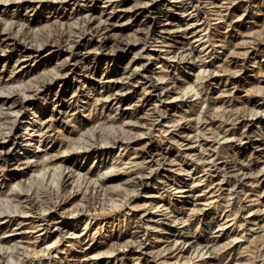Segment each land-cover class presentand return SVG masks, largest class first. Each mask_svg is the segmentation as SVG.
<instances>
[{
    "label": "rangeland",
    "instance_id": "1",
    "mask_svg": "<svg viewBox=\"0 0 264 264\" xmlns=\"http://www.w3.org/2000/svg\"><path fill=\"white\" fill-rule=\"evenodd\" d=\"M187 1L1 0L7 44L20 38L17 30L33 47L57 33L80 38L71 54L41 46L18 59L0 46V98L25 97V85L47 82L20 112L0 102V151L9 163L0 169V264H264V0H198L208 21L201 32L204 20ZM228 2L236 16L217 29L214 14ZM89 15L94 26L113 20L114 37L82 33ZM111 39L127 50L113 52ZM209 39L238 53L235 77L225 65L229 51L207 49ZM111 79L123 101L103 106ZM7 124L14 140L3 139ZM116 138L124 144L112 145ZM209 151L215 155L204 161ZM47 158L67 163L35 174ZM224 161L229 170L218 169ZM244 169L249 179L240 183ZM29 187L45 222L20 214L24 203L13 195ZM82 195L95 199L85 204ZM25 219L39 228L18 223ZM182 234L190 241L172 247ZM256 239L262 250L253 248Z\"/></svg>",
    "mask_w": 264,
    "mask_h": 264
},
{
    "label": "bare ground",
    "instance_id": "2",
    "mask_svg": "<svg viewBox=\"0 0 264 264\" xmlns=\"http://www.w3.org/2000/svg\"><path fill=\"white\" fill-rule=\"evenodd\" d=\"M65 1V0H64ZM247 1H249V0H247ZM0 2H1V0H0ZM188 2V4H190V8L192 9H194V11L193 12H195V15H197V16H200L199 18L200 19H198V20H196V21H198V22H200V21H203L205 18H204V15H205V13H200V11H199V9H198V7H199V5H198V0H188L187 1ZM245 3V2H244ZM248 3V2H247ZM229 5H230V2H228L227 4H226V6H220L219 7V9H217L216 10V12H218V13H216V14H214V17H215V20L216 19H219V20H221V22H220V24L219 25H217V29H221L222 27H229V20L230 19H232L234 16H236L235 14H236V8L235 7H233V8H229ZM247 5V4H246ZM29 7H31V6H27L26 8H29ZM240 7V6H239ZM238 7V8H239ZM242 7V6H241ZM33 9V8H32ZM240 9V8H239ZM31 11H34V10H31ZM244 14V13H243ZM202 16V17H201ZM238 16V15H237ZM243 16V15H242ZM87 17V16H86ZM211 17V16H210ZM226 17H228V20H226V21H224V19L226 18ZM93 17L91 16V15H89L86 19L84 18V20H83V23H84V26H83V29H82V33H85V32H87L88 34H90L91 33V35L93 36V35H101V34H103V35H105V36H107V38H106V40H110V38L113 36L114 37V28H115V25L113 24V20H107V22L105 23H103V24H98V25H96V26H94V22H92V19ZM95 18V17H94ZM213 18V17H212ZM238 18V17H237ZM203 19V20H202ZM227 19V18H226ZM234 19V18H233ZM206 20H208L207 18H206ZM207 22L208 21H203L202 23L206 26L204 29H202V30H200V32L201 31H204V30H206L207 31ZM202 25V24H201ZM203 26V25H202ZM230 27H231V24H230ZM215 28V27H214ZM90 32V33H89ZM193 32V31H192ZM200 32H199V34H196L192 39H195V38H198L199 36H200ZM11 34V33H10ZM184 35V34H183ZM183 35H181V37H180V39H184L185 37L183 36ZM206 35V34H205ZM15 38H16V36H20V38L18 39H14L10 44H7L6 42H4V39H0V46H2V48L4 47V48H6V49H10V51L11 52H13L14 54H15V56L19 59V58H28V57H30V56H32L33 54H36L38 51H39V48L41 47V46H49L50 48H52V49H60L61 51H65V52H69V54H71V52L73 51L72 49H74V48H77L78 47V43H77V39H79V38H77V39H70V41L69 42H67V40L65 39V37L63 36V34L62 33H57L54 37H52V36H47V37H45L44 39H43V41H42V43L39 45V46H32L31 44H30V42H31V40L33 39V37H30V35L27 33V32H19V30H17L16 32H15ZM208 34H207V36H206V38L208 39ZM204 37V36H203ZM202 37V38H203ZM211 37V36H210ZM212 39V38H211ZM214 39V38H213ZM69 40V39H68ZM111 40H113L112 41V43H114L113 45H114V50L113 49H111V50H113V52H123V51H125V50H127V46H128V44L127 43H125L124 41H120V40H114V39H111ZM105 41V40H104ZM255 41V40H254ZM79 42V41H78ZM174 42L175 43H178V41H175L174 40ZM258 42V41H257ZM33 43V42H32ZM180 43V42H179ZM183 43V42H182ZM254 43V42H253ZM205 44V46L206 45H208L206 48L208 49V48H211V50H213V49H216V48H220V49H222L223 50V52L225 53V52H228L229 51V49H231L230 48V46H231V44H230V46H228L229 44H227V43H225V42H222V41H220V40H208L206 43L204 42L202 45H204ZM246 44V43H245ZM258 44H260V43H258ZM261 45V44H260ZM169 46H170V44H169ZM200 46V45H199ZM256 46H257V44H256ZM263 46H264V44H263ZM183 47V46H182ZM202 47V46H201ZM240 47V46H239ZM42 48V47H41ZM235 48V47H234ZM237 48V47H236ZM264 48V47H263ZM233 49V48H232ZM72 50V51H71ZM85 50V49H84ZM237 50V49H236ZM106 51V50H105ZM110 51V50H109ZM193 48H191V49H189V48H186V49H184V52L186 53V55L187 56H190V57H192V55H193ZM206 51V50H205ZM239 51V50H238ZM204 52V51H203ZM184 53V54H185ZM238 53H235L234 51H229L228 53H227V55H228V57H227V59H228V61H226V63H225V65H226V67H228L229 69H228V76L230 77V78H232L234 75H235V73H236V69H238V65H239V63H240V61H238V57L236 56ZM114 55V54H113ZM149 56H151V55H149ZM211 56V55H210ZM183 57V56H182ZM197 57V56H196ZM67 58V57H66ZM65 58V59H66ZM206 58V57H205ZM225 58V57H224ZM182 59V58H181ZM190 59V58H189ZM202 62V61H201ZM80 63V62H79ZM65 65H66V63L64 62L63 64H61V66L60 67H58L57 68V70H56V73H55V75H61L59 72H63L65 69H64V67H65ZM202 65L204 66L205 64L204 63H202ZM201 65V66H202ZM207 66V68H209V66L210 67H212V64H207L206 65ZM204 68V67H203ZM225 68V67H224ZM69 71V70H68ZM65 72V71H64ZM51 77H53V76H50V78ZM235 77V76H234ZM50 82V81H49ZM129 82H131V78H130V80H128V83ZM133 82V81H132ZM132 82H131V85H132ZM34 84V83H33ZM107 87L105 88V90H104V95H103V99H104V102H103V106L104 105H107V103H111V102H115V104H119L120 102H122L123 100L122 99H120V97L118 98V97H116L117 95H116V92H118V85H117V79H111V80H108L107 81ZM6 86V85H5ZM45 86H47V82H45V81H42V82H37L36 83V85H35V87H36V89L35 90H32L31 89V87L30 86H27V85H25L22 89H21V92H23V93H25V97L23 96V97H20L18 94H16V96L15 97H11V98H0V102H2V105H9V107H15V108H17V112H20V110H22L23 108H25L26 107V102H25V99L26 98H30V97H32V96H35V95H37V92L41 89V88H43V87H45ZM132 87V86H131ZM131 87L130 88H128L127 90H131ZM33 88V87H32ZM152 88H154L155 89V86H152L151 87V89ZM34 89V88H33ZM102 89H103V87H102ZM147 91V90H146ZM14 92L12 91L11 93H9V95H12ZM168 93H169V91H165L164 93H163V95H158V96H156V99H158V101L159 102H161L163 99H165L166 97H167V95H168ZM116 95V96H115ZM98 96V95H97ZM34 98V97H33ZM111 99V101L109 102V100ZM144 101H145V99H144ZM147 101H148V99H147ZM146 101V102H147ZM244 102H246V103H249L248 102V100L247 101H244ZM5 103V104H4ZM245 103V104H246ZM215 105H216V102H210L209 103V105H208V107H210V108H213V107H215ZM209 108V109H210ZM156 110V112L158 113V114H160V112H162V111H160V109H155ZM211 110V109H210ZM16 112V111H15ZM16 112V113H17ZM195 112V111H194ZM193 112V113H194ZM192 113V114H193ZM190 115V114H189ZM193 116V115H192ZM195 116V115H194ZM55 120V119H54ZM60 120V119H59ZM107 121L109 120L108 118L106 119ZM51 122H52V120H51ZM211 122V121H210ZM6 126H8V129H7V133H5L4 135H2V136H4V138L3 139H7V138H11V140H14V135L12 134V130H13V126L12 125H6ZM152 126V125H151ZM47 128H51L50 127V124L48 125V126H46V129ZM54 129V128H53ZM165 131V130H164ZM227 132V131H226ZM183 133V132H182ZM224 133H225V131H224ZM40 134H41V138H44L45 137V133H44V131H40ZM57 134V133H56ZM48 136V135H47ZM223 136H225V134L223 135ZM228 136V135H227ZM226 136V137H227ZM46 138V137H45ZM49 138V137H48ZM240 140V139H239ZM182 141H184V139L182 140ZM116 144H119V146H122L124 143H122V140L121 139H118V138H116V139H114V141H112V145H116ZM118 146V145H117ZM128 146V145H127ZM127 146L125 145V147L127 148ZM72 146L70 145V148H71ZM61 148L63 149V146H61ZM2 149V148H1ZM68 150L69 151H73V149L71 148V150L70 149H68V147H66L65 146V148L62 150V153H65V152H67L68 153ZM5 151V150H4ZM2 154H5V153H2V151H0V158H1V160H0V169H4L5 167H6V165H8L9 163H8V161L4 158V156H2L1 157V155ZM6 155V154H5ZM46 155V154H45ZM152 155L153 154H150L149 155V158H151L152 157ZM207 156L206 157H204V161H206V160H209V159H211L215 154L212 152V151H209L207 154H206ZM47 156V155H46ZM45 156V157H46ZM167 159V158H166ZM224 159V158H223ZM162 160H163V158H162ZM170 160V159H169ZM222 160V159H221ZM57 161V160H56ZM164 161H165V156H164ZM166 161H168V160H166ZM165 161V162H166ZM215 161V160H214ZM172 161H169V163H171ZM65 163H67V160H65V159H61L60 161H58V162H52V160H51V158H47V159H45L44 161H42V163H41V165H42V167L39 169V171H38V173H37V171H35L36 173L35 174H39V172H41V171H43L42 172V174L44 175L45 174V170H47L48 168H54V171H55V169L57 168V166L58 167H61V165L62 164H65ZM168 163V162H167ZM231 164L232 163H230L229 161H224V162H222V164H221V166L220 167H218V169H220V168H222V169H226V170H229V168H231ZM25 168L26 169H29V168H31V167H33L32 165H31V163L30 162H25ZM204 166H206L205 164H204ZM36 167V166H35ZM202 168V167H201ZM232 168H233V166H232ZM203 169V168H202ZM221 170V169H220ZM225 170V171H226ZM54 171H53V173H52V176L53 177H56L57 179H59V177L61 176V174H57V173H54ZM244 171H245V173H242V174H240V183H243L244 181H246V180H248L249 179V176L247 175V173L249 172H247L245 169H244ZM216 172V171H215ZM33 173H34V171H33ZM42 174H41V176H42ZM38 176V175H37ZM251 179V178H250ZM33 180V179H32ZM238 180V181H239ZM33 182H34V180H33ZM247 182V181H246ZM66 182L65 181H63V180H61L60 181V184H59V186H58V191H61L62 190V188H63V186L64 185H66L65 184ZM29 185H30V187H31V181L28 183ZM136 184H140V181L138 180H136V182H135V185ZM212 183H210V185H211ZM247 184V183H246ZM244 185H245V183H244ZM140 186H142V185H140ZM20 187V186H19ZM30 187L27 189V193H25V192H23V190H21V189H18V191H15V194L13 195V198L14 199H16V203H18V204H20L21 202L22 203H24V207L25 208H22V210L20 211V214H22V215H27V214H30L31 216H33V218H35V219H37V223L39 224V223H42V222H45L46 221V217H41L40 215H38V216H36L37 214H35V208H36V202H35V199H33V197L31 196V194L32 193H30V195L28 196V192L30 191ZM208 187V186H207ZM207 187H206V189H207ZM209 187H211V186H209ZM242 187H243V185H242ZM245 187V186H244ZM63 189H65V188H63ZM208 189H210V188H208ZM212 190V189H211ZM211 190L209 191V193H213V192H211ZM233 190V189H232ZM31 192V191H30ZM23 193H25V195L23 194ZM239 193V192H238ZM81 194V193H80ZM244 194V193H243ZM206 195V194H205ZM242 195V194H241ZM32 198H31V197ZM246 196V195H245ZM35 197V196H34ZM82 197H84V195H82ZM238 197V196H237ZM239 197H240V195H239ZM231 198V197H230ZM84 199H86V202H85V204L89 201V200H94L95 199V197H91V196H86V197H84ZM56 200H57V198H56ZM88 200V201H87ZM232 200H233V198H232ZM208 201V200H207ZM240 201V200H239ZM57 202V201H56ZM91 202V201H90ZM65 203V202H64ZM234 201H231L230 200V202L227 204L228 205V207L230 208L231 206H233L234 204ZM236 204H237V202H235ZM259 204V203H258ZM52 205H54V206H52ZM50 207H51V209L53 210V208H55V207H59V205H57V203H56V205H55V203H53ZM61 205V204H60ZM260 205H262V207H264V204H260ZM60 208V207H59ZM225 208H226V206H225ZM62 209V208H61ZM233 209V208H232ZM258 209V208H257ZM260 210V209H259ZM262 211H263V209H262ZM232 212V211H231ZM264 214V213H263ZM5 218H7V217H5ZM148 218V217H147ZM226 218H228V217H226ZM175 219V218H174ZM2 220V219H1ZM31 220V219H30ZM29 219H25V220H20V221H18V223L19 224H22V223H24V221H28L29 222V229H31V230H35V229H38L39 228V226H37V225H35L34 223H32V221H30ZM49 220V219H48ZM143 220V219H142ZM178 220V219H177ZM253 220V219H252ZM141 221V220H140ZM245 221V220H244ZM246 222H250V221H247L246 220ZM253 222V221H252ZM252 222H250V223H252ZM240 225L242 226V224L240 223ZM245 224H243V226H244ZM262 227V226H261ZM5 228H7V226L5 227ZM263 228V227H262ZM259 229V228H258ZM43 230V229H42ZM45 230V229H44ZM262 230V229H261ZM243 231V230H242ZM262 235V234H261ZM259 237V236H258ZM261 237V236H260ZM173 240H171L172 242L171 243H173V245H172V247H174V246H176L175 244H176V242H180L181 244H184V243H188L189 241H190V239H188L187 238V236L186 235H184V234H182V235H177V236H175V237H171ZM262 238H263V236H262ZM257 239H259V238H257ZM254 240L255 241V244H253V240H252V244L254 245L253 246V248L255 249V248H258L259 247V245L261 244V242H259L260 240ZM261 239V238H260ZM256 241H258L260 244L258 245V243L256 244ZM1 242H4L5 243V241H1ZM263 245H264V243H263ZM202 246V245H201ZM261 246V245H260ZM251 247V246H250ZM141 248V247H140ZM203 248H206V246H204ZM247 248V247H246ZM249 248V247H248ZM252 248V247H251ZM253 248L251 249L252 251H253ZM260 248V250H262L261 249V247H259ZM174 249V248H173ZM178 248H176L175 250H177ZM182 249V248H181ZM203 250V249H202ZM204 250H206V249H204ZM248 250V249H247ZM247 250H246V252H247ZM251 250H250V252H249V250H248V253H250L249 255H252V253H254V252H251ZM258 250V249H257ZM256 250V251H257ZM182 251V250H181ZM180 251V252H181ZM255 251V250H254ZM179 252V253H180ZM212 252V251H211ZM211 252H210V254H211ZM206 253V252H205ZM209 253V252H208ZM261 253H264V252H261ZM260 253V254H261ZM202 254H203V252H201V250H200V253H199V255L200 256H202ZM207 254V253H206ZM255 255L256 254H258L257 252H255L254 253ZM262 255H264V254H262ZM262 255H260V256H262ZM182 256V255H181ZM197 257H199V256H197ZM253 257H254V255H253ZM256 257H258V255L256 256ZM178 258V257H177ZM255 258V257H254ZM260 259H262V257H260ZM177 260V259H176ZM250 261H251V259H249ZM255 260V259H254ZM260 261V260H259ZM256 262V261H255ZM251 263V262H250ZM251 264H253V263H251ZM261 264V263H260ZM262 264H263V262H262Z\"/></svg>",
    "mask_w": 264,
    "mask_h": 264
}]
</instances>
